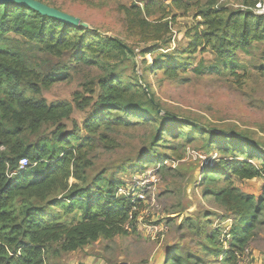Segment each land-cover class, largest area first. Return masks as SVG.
Segmentation results:
<instances>
[{"label": "rangeland", "instance_id": "obj_1", "mask_svg": "<svg viewBox=\"0 0 264 264\" xmlns=\"http://www.w3.org/2000/svg\"><path fill=\"white\" fill-rule=\"evenodd\" d=\"M49 1L81 18L91 30L122 40L134 57L121 53L106 56L97 49L94 54L99 62L85 64L73 61L71 53L62 57L41 53L35 57L39 67L68 66L71 76L46 87L41 75H36L33 82L40 93L27 82L21 88L34 98L68 101L75 107L66 129L72 131L77 124L82 137L89 140L84 159L88 161L84 172L87 181L71 176L69 184L92 187L93 179L100 175L118 179L125 182L119 193H131L137 204L124 224L126 234L101 237L69 252H59L55 244L48 264H172V254L181 264H223L222 255L215 251L218 247L230 249L229 231L236 216L207 188H231L264 200V176L241 179L228 172L215 186L205 181V172L220 161L236 159L218 147L209 152L207 135L189 137L187 127L185 135H166L156 147L152 128L122 111H116L115 117L125 119L127 125L113 124L108 130L100 127L91 134L83 124L93 112L100 80L118 77L125 85H136L147 79L167 111L264 141V41L238 48L230 63L223 62L208 44L198 46L195 54L188 51L195 34L207 28L204 11L244 10L243 6L252 7L256 0H178L181 5L176 0ZM143 21L148 24L143 25ZM5 42L26 45L21 36L12 33L6 35ZM166 56L183 65L191 57L194 62L169 76L163 69H153L156 59ZM201 62L203 72L198 73L194 69ZM78 102H85L86 108L77 107ZM154 150L157 160L146 161L145 155ZM55 211L63 213L59 208ZM259 216L233 264H264V209ZM63 219L68 224L77 221L72 215ZM148 226L153 232H148ZM214 233H219V241L211 242Z\"/></svg>", "mask_w": 264, "mask_h": 264}, {"label": "trees", "instance_id": "obj_2", "mask_svg": "<svg viewBox=\"0 0 264 264\" xmlns=\"http://www.w3.org/2000/svg\"><path fill=\"white\" fill-rule=\"evenodd\" d=\"M40 1L56 7L49 0ZM202 16L207 28L195 34L188 50L192 54L198 46L208 44L223 62L230 63L238 48L264 41V15H255L251 9L206 10ZM11 33L21 36L26 45L6 43V35ZM97 49L106 56L121 53L134 57L132 49L118 38L68 24L16 2H0V264H48L55 244L59 252H69L101 237L111 239L127 233L124 224L137 203L131 193H119L124 181L100 175L93 179L92 187L69 184L71 176L87 181L84 172L88 161L84 159L89 140L82 137V128L77 124L72 131L66 129V120L71 119L75 107L68 101L34 98L21 88L27 82L40 93L41 89L33 82L36 75H41L46 87L71 76L68 66L39 67L35 61L39 54L62 57L71 53L76 63L93 64L99 62L94 54ZM193 62L191 57L183 65L166 56L156 59L153 69H163L173 76ZM202 64L194 70L202 73ZM93 106L83 124L91 134L100 127L108 130L113 124L127 125L125 119L115 117L116 111H122L152 128L156 147L166 135H185L186 127L191 130L189 137L207 135L209 152L211 147H218L236 159L222 160L205 172V181L214 186L229 173L241 179L264 176V141L241 131L215 129L167 111L157 101L147 79L136 85H125L118 77L102 79ZM77 107L85 109L86 103L78 102ZM156 154L154 150L145 155L146 161L157 160ZM23 157L29 163L21 168ZM207 192L225 203L236 216L229 231L230 249L218 247L215 251L222 255L223 264H233L236 252L256 228L264 200L231 188L208 187ZM64 215H72L76 223L68 224ZM210 239L219 241V233ZM170 258L172 264H181L178 256L172 254Z\"/></svg>", "mask_w": 264, "mask_h": 264}, {"label": "water", "instance_id": "obj_3", "mask_svg": "<svg viewBox=\"0 0 264 264\" xmlns=\"http://www.w3.org/2000/svg\"><path fill=\"white\" fill-rule=\"evenodd\" d=\"M0 2H16L22 5H25L27 7H30L38 12H40L43 15H48L54 18H57L63 22H66L68 24L72 25H81L84 27H90V25L86 22H83L81 18L72 15L70 13H67L63 10H60L56 7L50 6L40 0H0Z\"/></svg>", "mask_w": 264, "mask_h": 264}, {"label": "built area", "instance_id": "obj_4", "mask_svg": "<svg viewBox=\"0 0 264 264\" xmlns=\"http://www.w3.org/2000/svg\"><path fill=\"white\" fill-rule=\"evenodd\" d=\"M244 9H251L255 15H264V0H256L252 7L243 6ZM29 163L27 157H23L20 160V167L24 168ZM130 194V193H129ZM148 232H153V228L148 226Z\"/></svg>", "mask_w": 264, "mask_h": 264}]
</instances>
